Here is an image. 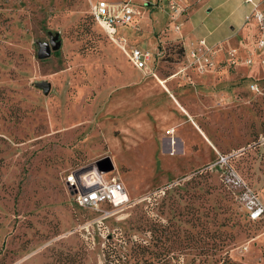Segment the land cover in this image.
<instances>
[{"label": "rangeland", "instance_id": "rangeland-1", "mask_svg": "<svg viewBox=\"0 0 264 264\" xmlns=\"http://www.w3.org/2000/svg\"><path fill=\"white\" fill-rule=\"evenodd\" d=\"M112 1L0 0V264H264V216H245L217 162L226 154L264 205L252 5L187 0L172 17L147 0L124 35L91 15ZM55 34L58 53L39 59ZM132 46L151 53L146 67L128 60ZM104 156L129 202L78 206L65 173Z\"/></svg>", "mask_w": 264, "mask_h": 264}, {"label": "built area", "instance_id": "built-area-1", "mask_svg": "<svg viewBox=\"0 0 264 264\" xmlns=\"http://www.w3.org/2000/svg\"><path fill=\"white\" fill-rule=\"evenodd\" d=\"M170 16L174 17L185 10V0H162ZM252 5L250 11L245 15L246 19H254L258 29L264 30V16L257 3L254 0H243ZM143 3H149L147 0H141ZM138 10L134 4V0H116L112 2H99L94 4L91 14L108 33L115 32V28L119 25L130 24L134 20V16ZM178 30V25L175 26ZM198 45L209 50L204 39L198 40ZM257 45L264 48V37L259 38ZM125 50V49H124ZM128 60L137 68L146 67L148 62L152 60L151 53L146 49L136 46L125 50ZM191 60H205L204 64L209 63L207 57L200 54L196 48H191L188 54ZM264 63V56L261 60ZM251 88H257L251 84ZM217 162L224 166L223 182L236 191V198L242 208L251 220H255L264 216V205L259 200L256 193L245 182V180L237 173V171L227 166L228 156L226 154H218ZM106 171H100L94 163L88 169H71L64 176L66 187L71 190L74 202L78 206L100 208L102 205H109L112 208L123 206L129 202V196L125 191L123 183L115 176H106ZM103 210V209H102ZM104 212H108L104 210Z\"/></svg>", "mask_w": 264, "mask_h": 264}, {"label": "water", "instance_id": "water-1", "mask_svg": "<svg viewBox=\"0 0 264 264\" xmlns=\"http://www.w3.org/2000/svg\"><path fill=\"white\" fill-rule=\"evenodd\" d=\"M61 46V41L58 39L57 34L51 35L48 41H42L39 43V47L37 50V57L39 59L47 58L51 55L52 52L59 50ZM44 91L47 92L48 84L46 82L42 83ZM96 168L100 171H107L113 168V164L109 156H104L96 159L94 162ZM92 164L85 167L84 169L91 168Z\"/></svg>", "mask_w": 264, "mask_h": 264}, {"label": "crops", "instance_id": "crops-1", "mask_svg": "<svg viewBox=\"0 0 264 264\" xmlns=\"http://www.w3.org/2000/svg\"><path fill=\"white\" fill-rule=\"evenodd\" d=\"M153 1H155L154 3L155 4H153V5H158L159 4V2L160 1H162V0H153ZM134 4H135V6H136V8H137V10L139 9V8H142L143 6V2H138L137 0H134ZM185 5H186V7H185V10L183 11V13H187L188 12V3H187V0H185ZM136 16L137 15H135L134 16V20L136 19ZM249 21H253L254 22V24H256L255 23V21H254V19H252V18H250V19H246L245 18V15H244V22H246V23H250ZM131 29L133 30V31H135L136 29H138L136 26H134V27H131ZM179 29V28H178ZM115 31L118 33V34H126V32L124 31V27H123V25H119V26H117L116 28H115ZM175 31H177V30H175ZM179 33V32H178ZM231 35V34H230ZM180 38H184V37H180ZM151 61V60H150Z\"/></svg>", "mask_w": 264, "mask_h": 264}, {"label": "trees", "instance_id": "trees-1", "mask_svg": "<svg viewBox=\"0 0 264 264\" xmlns=\"http://www.w3.org/2000/svg\"><path fill=\"white\" fill-rule=\"evenodd\" d=\"M92 15V14H91ZM93 17V16H92ZM94 19V18H93ZM178 49H180V51L182 52L183 50V48H182V46H179V48ZM54 53H58V50H56V51H54ZM230 159V158H229ZM229 159H228V162H229ZM220 166H222L221 164H220ZM67 173V172H66ZM65 173V174H66ZM237 173H239L238 171H237ZM239 175L242 177V175L239 173ZM65 176V175H64ZM243 178V177H242ZM223 181V180H222ZM63 182H64V178H63ZM224 183V182H223ZM64 184H65V182H64ZM224 186H226L227 187V189L233 194V197L236 199V192L232 189V188H230L227 184H225L224 183ZM252 189V188H251ZM253 190V189H252ZM254 191V190H253ZM255 192V191H254ZM256 193V192H255ZM244 212H245V210H244ZM245 214V216L248 218V216H247V213L245 212L244 213ZM262 218V217H261ZM249 219V218H248ZM258 219H260V218H258ZM258 219H255V220H258ZM166 248H164L162 245L161 246H159V248H158V254L156 255V257H158V258H160L161 259V257H162V253H165V252H167L168 250V247L167 246H165ZM137 253L138 252H136L135 253V256H134V261H135V259L137 258Z\"/></svg>", "mask_w": 264, "mask_h": 264}, {"label": "bare ground", "instance_id": "bare-ground-1", "mask_svg": "<svg viewBox=\"0 0 264 264\" xmlns=\"http://www.w3.org/2000/svg\"><path fill=\"white\" fill-rule=\"evenodd\" d=\"M174 145V144H173Z\"/></svg>", "mask_w": 264, "mask_h": 264}]
</instances>
